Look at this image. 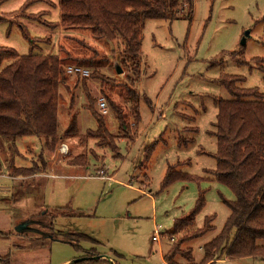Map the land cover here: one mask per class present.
<instances>
[{
    "label": "rangeland",
    "instance_id": "rangeland-1",
    "mask_svg": "<svg viewBox=\"0 0 264 264\" xmlns=\"http://www.w3.org/2000/svg\"><path fill=\"white\" fill-rule=\"evenodd\" d=\"M30 1L0 0V47L14 49L22 56L30 54L20 25L33 38L53 37L50 44H39L36 52L40 54L64 58L66 51L73 49L65 35L94 45L107 59L100 57L81 67L90 71V76L96 70L103 75L87 80L95 109L108 131L118 136L119 124L108 99L112 100L130 115L131 136L116 140V145L112 142L113 148L87 140V133L98 124L84 108L87 99L82 84L74 90L75 77L79 76H73L70 87H61L60 134L67 131L77 111L78 135L64 139L55 152H45L49 161L44 175L19 181L10 177L5 166L2 169L0 257L9 258L10 264H71L89 252L100 256L117 252L119 264H164L178 247L173 257L177 263L190 264L191 258L201 263L205 248L222 234L231 215L225 201L236 199L214 175L216 99L230 98L219 79L222 75L243 77L244 88L264 93V73L256 61L264 59V0H194L191 19L148 20L140 80L134 87L140 113L136 126L132 104L125 102L124 77L114 63V58H119L117 46H100L89 34L52 32L27 18L13 16ZM26 13H46L48 21L57 22L59 0H37L27 6ZM70 89L75 93L74 106ZM102 98L108 106L105 115L99 107ZM64 143L69 147L67 155L59 152ZM19 148V154L12 155L14 165L31 166L38 160L43 142L26 138L19 142ZM81 156L88 157V167L79 165L83 161L76 159ZM98 167H105L117 181L99 179ZM170 169L182 179L165 187ZM201 197L205 204L194 226L172 238L175 221L189 215ZM27 224L31 229L18 232ZM207 225L211 230L191 238ZM157 227H161L159 243L153 242ZM45 233L57 241H46ZM234 239L235 231L230 242ZM260 245L264 246V241ZM226 264H264V260H229Z\"/></svg>",
    "mask_w": 264,
    "mask_h": 264
},
{
    "label": "trees",
    "instance_id": "trees-1",
    "mask_svg": "<svg viewBox=\"0 0 264 264\" xmlns=\"http://www.w3.org/2000/svg\"><path fill=\"white\" fill-rule=\"evenodd\" d=\"M36 1H30L13 16L27 18L52 32L89 34V38L100 46H117L119 58H114V63L122 69L125 102L132 104L134 125H138L139 94L134 87L140 80V59L146 22L174 21L184 17L191 19L194 0H59L57 22L48 21L46 13L28 15L27 6ZM20 27L24 38L29 41L30 54L22 56L14 49L0 47V175H3L2 169L5 166L10 170L11 178L23 180L46 174L49 159L45 152H55L64 139L78 135L77 111L71 118L67 131L60 134L59 130L62 99L60 90L61 87H70L74 78L67 74L68 65L65 61H73L76 63L74 66H81L89 65L100 57H104L103 60L107 57L94 45L69 35H65V39L72 43L73 49L66 51L65 48L64 58L57 54L37 53L39 44H50L53 37L49 35L33 38L25 26ZM256 61L264 73V59L259 58ZM101 76V71L96 70L88 79L75 77L77 81L74 90L82 84L87 99L84 108L97 120L98 127L87 133V140L97 141L100 147L113 148L112 142L115 144L116 140L131 136L128 134L130 115L123 113L107 98L119 124V135L114 136L108 131L104 118L95 109L96 100L87 89V80L100 79ZM219 82L230 98L216 99L217 153L214 157L217 160V169L214 175L219 183L232 190L236 199L225 201L231 211L227 225L222 234L205 248L206 254L199 264H215L225 258L264 260V246L260 245V241H264V93L257 88H244L246 80L239 76L222 75ZM74 90L70 89L71 106H74L76 100ZM26 138L43 142V150L31 166L14 165L16 160L12 155L19 154V142ZM76 160L83 161L79 164L81 167L89 166L87 156L78 157ZM179 179L182 178L170 169L164 186L167 187ZM204 204V198L201 197L189 215L176 220L171 236L190 230ZM211 228L207 225L205 231L193 232L191 238L201 236ZM234 231L235 239L230 242ZM43 239L48 242L57 241L49 233H45ZM179 250L176 247L173 254L170 253L171 256L165 257L170 261L165 259L167 264H179L173 260ZM95 257H100V254L89 252L83 257L86 260L76 264H112L107 259H94ZM9 261V258L0 257V264H10ZM115 264H119L117 258ZM190 264L196 262L191 258Z\"/></svg>",
    "mask_w": 264,
    "mask_h": 264
},
{
    "label": "built area",
    "instance_id": "built-area-1",
    "mask_svg": "<svg viewBox=\"0 0 264 264\" xmlns=\"http://www.w3.org/2000/svg\"><path fill=\"white\" fill-rule=\"evenodd\" d=\"M67 74L71 75V76H79L81 78H89L90 77V71H88L87 69L81 67V66H68L66 68ZM99 107H100V111L105 115L108 113V106L106 103L105 98H102L99 100ZM59 152L63 155H67L69 154V147L67 144H62ZM88 176L91 177L92 175L90 174V172H88ZM97 177L99 179H108L106 177V171L104 169H99L98 170V175ZM161 236V227H157L156 231H155V237H154V241H159V238ZM174 239H172L173 241Z\"/></svg>",
    "mask_w": 264,
    "mask_h": 264
},
{
    "label": "crops",
    "instance_id": "crops-1",
    "mask_svg": "<svg viewBox=\"0 0 264 264\" xmlns=\"http://www.w3.org/2000/svg\"><path fill=\"white\" fill-rule=\"evenodd\" d=\"M68 166H69V164H68ZM75 168V167H74ZM83 170H85V168H82ZM98 169H104L105 171H106V169H105V167H98ZM49 175V177H58V176H60V175H57V174H48ZM106 175H107V178L108 179H103V180H111V181H117V179H115L114 178V176H111V175H109L108 173H107V171H106ZM1 177V176H0ZM13 179H15V178H13ZM16 180H19V181H21V179H16ZM125 185H127V187H132L133 189H135V187L134 186H131V185H129V184H125ZM137 190V189H136ZM155 237V236H154ZM154 237H153V242H157V241H154ZM173 238V237H172ZM159 242H161V239L159 238V241L157 242V243H159ZM112 254H114V256H110V257H113L115 260H116V258H115V256H118L119 254L117 253V252H111ZM104 256H108V255H110V254H103ZM120 258H121V256H120ZM118 259V258H117ZM247 259H253V258H242V259H236V260H238V261H242V262H244V261H246ZM118 261V260H117ZM221 262H223V264H226L227 262H229V259H227V258H225V259H223V260H220ZM119 263V262H118ZM163 263L164 264H167L165 261H163ZM263 263V262H262Z\"/></svg>",
    "mask_w": 264,
    "mask_h": 264
},
{
    "label": "water",
    "instance_id": "water-1",
    "mask_svg": "<svg viewBox=\"0 0 264 264\" xmlns=\"http://www.w3.org/2000/svg\"><path fill=\"white\" fill-rule=\"evenodd\" d=\"M119 72H122V69L119 68ZM26 228L29 229L28 224L27 225H23L20 229H18V232H21L23 229H26ZM86 259L87 258L78 259V260L72 262L71 264H76L77 262L82 261V260H86ZM94 259H107L112 264H115L116 263V260L113 257H110V256H100V257H95Z\"/></svg>",
    "mask_w": 264,
    "mask_h": 264
}]
</instances>
